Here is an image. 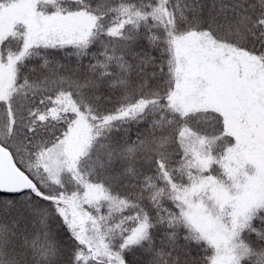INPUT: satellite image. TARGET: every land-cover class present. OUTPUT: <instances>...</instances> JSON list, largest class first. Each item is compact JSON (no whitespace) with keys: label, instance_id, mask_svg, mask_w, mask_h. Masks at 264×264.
Segmentation results:
<instances>
[{"label":"snow or ice","instance_id":"obj_1","mask_svg":"<svg viewBox=\"0 0 264 264\" xmlns=\"http://www.w3.org/2000/svg\"><path fill=\"white\" fill-rule=\"evenodd\" d=\"M0 264H264V0H0Z\"/></svg>","mask_w":264,"mask_h":264}]
</instances>
